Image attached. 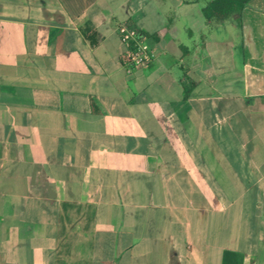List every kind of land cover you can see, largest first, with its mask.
I'll return each instance as SVG.
<instances>
[{
	"label": "crops",
	"instance_id": "1",
	"mask_svg": "<svg viewBox=\"0 0 264 264\" xmlns=\"http://www.w3.org/2000/svg\"><path fill=\"white\" fill-rule=\"evenodd\" d=\"M204 5L0 0V264H264V0Z\"/></svg>",
	"mask_w": 264,
	"mask_h": 264
},
{
	"label": "trees",
	"instance_id": "2",
	"mask_svg": "<svg viewBox=\"0 0 264 264\" xmlns=\"http://www.w3.org/2000/svg\"><path fill=\"white\" fill-rule=\"evenodd\" d=\"M205 1L203 14L210 23L225 21L227 19H241V12L250 0H193ZM88 33L84 32L85 38L90 40L91 45L96 41L88 38Z\"/></svg>",
	"mask_w": 264,
	"mask_h": 264
},
{
	"label": "built area",
	"instance_id": "3",
	"mask_svg": "<svg viewBox=\"0 0 264 264\" xmlns=\"http://www.w3.org/2000/svg\"><path fill=\"white\" fill-rule=\"evenodd\" d=\"M118 30L121 40L126 46V62L133 66L147 67L153 57L149 46L142 41L134 28L124 24Z\"/></svg>",
	"mask_w": 264,
	"mask_h": 264
},
{
	"label": "rangeland",
	"instance_id": "4",
	"mask_svg": "<svg viewBox=\"0 0 264 264\" xmlns=\"http://www.w3.org/2000/svg\"><path fill=\"white\" fill-rule=\"evenodd\" d=\"M231 21H232V20H228V19H227V21L225 22V26H226V28L229 27V26L231 25Z\"/></svg>",
	"mask_w": 264,
	"mask_h": 264
}]
</instances>
